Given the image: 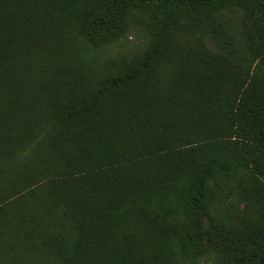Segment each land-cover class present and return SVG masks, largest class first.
<instances>
[{"label": "trees", "instance_id": "1", "mask_svg": "<svg viewBox=\"0 0 264 264\" xmlns=\"http://www.w3.org/2000/svg\"><path fill=\"white\" fill-rule=\"evenodd\" d=\"M0 264H264V0H0Z\"/></svg>", "mask_w": 264, "mask_h": 264}, {"label": "rangeland", "instance_id": "2", "mask_svg": "<svg viewBox=\"0 0 264 264\" xmlns=\"http://www.w3.org/2000/svg\"><path fill=\"white\" fill-rule=\"evenodd\" d=\"M137 39H135L134 37H130V39L127 42H123L122 44L127 46V47H132L133 44L137 43Z\"/></svg>", "mask_w": 264, "mask_h": 264}]
</instances>
